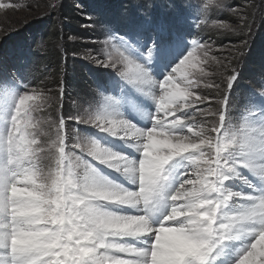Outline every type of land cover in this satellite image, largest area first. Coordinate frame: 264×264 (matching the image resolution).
<instances>
[{
  "label": "snow or ice",
  "instance_id": "obj_1",
  "mask_svg": "<svg viewBox=\"0 0 264 264\" xmlns=\"http://www.w3.org/2000/svg\"><path fill=\"white\" fill-rule=\"evenodd\" d=\"M132 3L143 5L141 12L146 17L134 36L138 43L147 44L144 55L148 58L154 53L168 56L180 43L179 37L173 36L169 25L153 24L147 18V9L152 3L147 0H132ZM12 7L15 5L0 3V9ZM200 14L198 8L197 15ZM81 15L88 21L82 28H98L104 37L102 41L93 42L96 55L88 51L82 59L115 69L125 80L138 85L158 84V92L149 93L156 101L153 124L144 129L127 119L117 118L106 109L94 111L82 107L75 99V115L67 119L60 116L51 122L56 127V138L52 140L35 131L39 122L34 123L33 114L53 97L37 88L29 89L26 84L25 90L15 98L9 128L0 133V152L6 153V159L0 161V248L10 250L11 260L7 264H21L22 260L23 264H218L225 241L236 239L227 227H220L226 224L225 215L256 212L264 206V185L256 187L240 171L241 167L250 169L256 177L258 173H264V112L259 123L254 122L256 115L251 113L242 125L233 123L230 108L234 102V84L240 73L231 67V59L225 58L228 59L225 63L224 59L209 55L210 45L191 40L186 54L177 52L175 62L169 61L167 73L157 82L143 64L131 59L121 44L115 42L127 43L124 36L111 25L99 23L94 15L82 11ZM214 26L230 27L225 23ZM145 31L150 36L146 41L143 38ZM68 39L76 37L69 36ZM246 44L247 41H242L233 46L230 55L242 56ZM196 53H202L203 59L197 58ZM209 64L215 65L217 72L206 71L205 66ZM202 79L208 80L203 83V89L216 95L201 94ZM49 91H58L56 99L59 103L65 94L64 82H60L58 90ZM92 91L106 103L113 102V98L105 96L100 88ZM213 103L214 108L201 107ZM261 104H264V97ZM68 121L91 125L110 134L111 129L120 128L121 131L112 135L135 141L133 146L142 151V158L138 161L112 151L116 160L131 166L134 172L132 182L137 187L130 190L116 183L120 186L119 196L101 202L122 224L120 234L104 241L96 238L93 226L81 216L83 205L78 204L74 196L76 193L82 195L81 188L72 187V183L79 182L73 161L79 160L84 167L92 166L81 155H75V150L85 153L84 146L96 140L78 131L70 134L66 131ZM71 137L76 143L69 151ZM165 141L167 143H163ZM48 154H51L50 164L45 174L36 161ZM156 157H165L166 161ZM175 157L187 161L176 173L178 183L175 188L183 185L181 191L193 193L196 205L187 211L180 209L185 212L180 216L172 213V208L185 201L170 200L172 193L164 190L159 176L160 170H168L166 165ZM117 171L124 173L123 168ZM44 175L47 180L42 179ZM234 178L243 179L253 192L232 190L228 182ZM17 189L24 190V193L17 192ZM26 197L31 201L27 209L20 203ZM235 199L243 202L225 211L229 202ZM120 206L131 207L123 210L127 214H121ZM164 206L167 211L153 222L152 215ZM212 208H217L212 224L214 235L202 237L196 226L201 218L207 219L211 215ZM133 210L135 214H132ZM201 213L207 215L201 217ZM140 217L149 225L147 231L134 227ZM23 218L32 219L36 226L31 229L23 227ZM258 235L259 232L246 235L251 240L237 250L233 264H238L245 255L251 256L254 264H264V253L257 254L253 248ZM21 236L27 237L23 249L14 243ZM139 240H144L147 246H138ZM0 264H3L2 260Z\"/></svg>",
  "mask_w": 264,
  "mask_h": 264
},
{
  "label": "rangeland",
  "instance_id": "obj_2",
  "mask_svg": "<svg viewBox=\"0 0 264 264\" xmlns=\"http://www.w3.org/2000/svg\"><path fill=\"white\" fill-rule=\"evenodd\" d=\"M63 1L64 0H0V3H10L15 5V7L12 8L0 9V133H5L9 128L10 117L14 110L15 98L19 93L25 90L24 86L26 84L29 86V89L37 88L44 94L53 97V99L48 101L41 110H38L33 114L34 123L37 121L39 122V126L35 131L39 135L52 140L56 138V127L55 124L51 122L57 120L60 116L67 119L68 116L75 115V99H78L82 107H90L94 111L103 108L109 112L111 111L115 116L117 115V118H119L120 114L122 118L132 122L128 116L126 117L124 112V100L128 97L126 92L130 93L129 97H135L134 100H136L138 95L142 94V97H152L149 93L158 92V84L138 85L129 82L121 77L117 70L98 66L81 58L84 56L85 52L88 51H91L93 55H96V51L93 48V42L97 40L102 41L104 39L102 32L98 28L93 30L82 28V25L88 23L85 17L81 15L82 11L86 15L91 14L96 16L99 23L111 25L116 32L121 36H124L127 43L119 40L115 42L121 44L123 50L131 59L140 63L143 60L142 55H144L147 44L138 43L137 40L134 39V36L146 20V17L142 12L136 10L131 5L125 4L122 0H73L72 5L67 6L65 9L62 7ZM69 1L70 0H67V2ZM155 1L157 0H147L148 3H152V6H154ZM166 1L168 4V0ZM259 4L263 6L264 0H260ZM43 6L46 8L37 15L40 12H38V10ZM238 6L239 5L234 0H222V5L216 3L207 5L206 0H175L171 7L164 9L161 16L156 13L153 14L151 10L147 11V18H150L153 24L161 22L167 24L166 21H170L169 24L172 25V27H170L172 32L187 31L190 36L188 38H182L180 43L172 48L168 56L162 57L159 53H154L153 57L149 60L152 62V66L159 62H161V65H164L166 58H169L163 69L164 76L167 73L166 65L169 64L170 60L172 63L175 62L174 57L177 52L186 54V51L189 50V42L191 40H197L202 44L210 45L211 50L209 55H214L218 59L228 58V52L226 54H224V52L226 50H231L232 39L235 35H238V29L242 25V19L244 18V16H237L241 10V7ZM198 8L201 13L200 15H197ZM32 12H35L36 14H32ZM226 12L231 15V18L236 23L231 25L229 23L230 20H226L227 15H223ZM260 14L264 17V11L257 9L254 16L256 24L259 18H261ZM181 18H183V22H180ZM34 20L39 21L38 24L34 26V29L26 31L23 34L25 39L17 44L15 41L19 31ZM54 22L55 25H62L64 34L63 42H61L62 44L56 45V53L58 51V55L55 58H53L52 55L53 51L50 37L53 31L52 28H54ZM187 23L190 27L187 26ZM217 23H225L230 25V27L227 29L217 28L214 26ZM74 28L82 29L81 33H77V31L75 32ZM189 32L196 33L192 34ZM198 35H201V38L197 39L196 36ZM261 35L262 33H256V39ZM69 36L76 37V39L69 40ZM173 36L175 37L174 34ZM48 37L50 38V41L48 40ZM143 38L145 41L150 39L147 31L143 33ZM262 40H264L263 37ZM67 42H72L70 44L73 45L76 44L79 49L76 53H71L70 59H68V63L71 66L65 67V59H67L65 58L67 56V53L65 52V43ZM49 44L52 52L49 50ZM117 46L119 47V45ZM137 50L142 52V55H137ZM20 51H24V59L27 58L23 64V73L20 72L19 61H6L5 67L10 64L8 72H11L13 75L12 80L6 81L2 76V72H7L5 68L2 67L4 59H8L10 56ZM195 55L197 58L203 59L202 53H196ZM254 55L256 57H254L253 60L258 68L255 69L251 79L245 82H241L242 71L246 64L245 56L243 55V57H241L240 66H238L237 62L233 63L231 60L233 63L231 67L235 68L240 73L238 81L234 84V102L230 108V116L233 123L237 126L242 125L245 119L249 117V114L259 108L261 99L264 97V49L261 52H255ZM144 57L146 56L144 55ZM59 63L60 66H62L60 82H64L67 99L63 97L62 101L58 103L56 99L59 95L58 91L49 90H58L59 88L58 85L52 83L54 69ZM142 64L145 66L143 61ZM205 70L208 72H217L216 66L212 64L205 66ZM193 71L195 72L196 70ZM64 72H66L65 76H63ZM155 77L157 82L162 79L159 78L156 73ZM207 82V79H202L201 94L216 95L215 93L203 89V83ZM216 82L219 83V79H216ZM105 83L110 84L104 85ZM96 85H103L100 89L104 92L105 96H111L113 102L106 103L103 98L99 97L94 91H92V89L96 88ZM150 87H152V90H150ZM150 101L153 102L152 99H150ZM154 102L156 103L155 100ZM201 107L214 108L215 104H205L201 105ZM262 107L264 108V105ZM143 108L147 109L145 106H143ZM154 109H156V107H154ZM154 113L155 110L152 112V120L149 123L150 127L153 124ZM255 115L256 120L254 122H257L260 115H257V113H255ZM141 116L143 115L141 114ZM141 119L144 120V118ZM205 123H207V121H205ZM145 125L147 126L145 129H147L148 125ZM66 131L70 134L74 131H78L83 136L98 141L101 146L117 153L120 152V154L125 153L130 159L132 158L131 151L133 150L131 149L130 152L128 151L130 145L127 143V140L132 142L133 140L131 139L113 136L112 134L99 130L94 126L79 124L74 121H68ZM74 143H76V140L74 137H71L68 140L69 151L72 150L71 145ZM125 146L128 149H126ZM134 152L138 154L139 159L142 158V151L134 149ZM75 155H81L82 159L86 160L92 165V167L96 168L103 176L107 177L114 183L123 186L122 182H125L123 178L125 176L124 173L97 161L86 152L80 153L79 150H75ZM50 156L51 154L45 155L43 158L36 161L41 171L45 174L49 168ZM4 159H6V153L0 152V160ZM186 163L187 161L183 159V157H175L168 163V165H166V168L172 173L170 176L172 189H174L178 183L176 173H178ZM240 171L241 175L248 180V176L253 175L251 170L247 168L241 167ZM228 183L232 190L237 191H242L245 189V186H247L244 184L243 179L240 178H234ZM130 185L133 186L136 184L132 183ZM127 188L133 190L132 187L127 186ZM233 205L236 207L238 206L237 202L234 203L233 201H230L229 206L225 211L233 208ZM120 208L121 210L127 209L126 206H120ZM165 211H167L166 206L164 211L162 208L158 211L159 217ZM152 219L156 221L159 218L157 216V219L154 217ZM249 240L250 237H240L238 239L225 241L220 264H233L237 250L242 249L245 245L249 244ZM141 241L143 243H140V246H147L144 240ZM8 252L9 251H6V249L0 248V256H2L0 260H3V264H7V262L11 260Z\"/></svg>",
  "mask_w": 264,
  "mask_h": 264
},
{
  "label": "clouds",
  "instance_id": "obj_3",
  "mask_svg": "<svg viewBox=\"0 0 264 264\" xmlns=\"http://www.w3.org/2000/svg\"><path fill=\"white\" fill-rule=\"evenodd\" d=\"M207 5L210 4H221L222 0H206ZM122 129L116 128L111 129L112 134L115 135ZM163 143H167L166 141ZM78 147L81 145H77ZM84 151L88 152L89 155L94 157L97 161L106 164L108 167H115L117 170L123 168L124 173L128 175V178L132 180L134 175L133 169L130 165H126L122 161H118L113 157L112 151L106 147L99 144L98 141H93L90 145L84 146ZM158 160H165V157H156ZM73 168L78 174L79 182L72 183V187H80L82 195L79 193L74 194L77 203L83 205V210L81 216L86 219L88 224L93 226V231L98 240L104 241L111 236L120 234L122 224L120 219L113 213L109 212L103 207L102 201L113 200L120 194V186L103 176L96 168L89 166L84 167L79 160L73 161ZM160 183L163 185L164 190H167V184L171 176V172L165 169H161L159 172ZM257 177L264 183V173H258ZM42 179L47 180V175H44ZM183 185L180 187L172 189V193L169 197L170 200H184V204L176 205L172 208V213L177 216L184 215L185 212L179 211L184 209L185 211L196 207L194 204V194L190 191H181ZM17 192L24 193V190L17 189ZM21 205L23 208L27 209L31 205V201L27 199L21 200ZM211 215L207 219L201 218L196 226L197 233L206 238H210L214 235V230L212 229V224L214 223V217L217 214V208H212ZM207 215L206 213H201L200 216L203 217ZM226 224L221 225V228L227 227L234 238L238 239L242 236L249 235L254 232H259L257 239L253 243V248L256 253H264V206H262L258 211H242L239 213H232L230 215H225ZM22 226L25 228H33L36 225L33 223L32 219L23 218ZM137 230L147 231L149 225L144 222V218H137V222L134 225ZM18 244L21 249L27 243V237L21 236L18 241H14ZM20 256H24V252H20ZM264 258V257H262ZM23 264V260L21 261ZM238 264H254L251 256L245 255L242 257Z\"/></svg>",
  "mask_w": 264,
  "mask_h": 264
},
{
  "label": "trees",
  "instance_id": "obj_4",
  "mask_svg": "<svg viewBox=\"0 0 264 264\" xmlns=\"http://www.w3.org/2000/svg\"><path fill=\"white\" fill-rule=\"evenodd\" d=\"M122 1L125 4L133 6L136 10L141 12V8L143 7V5H136V4L132 3V0H122ZM234 1L239 5L238 7H241V10L239 11L240 13H238L237 16H244V18L242 19V25L239 28L240 31L238 29V35H235L234 38L232 39V45H231L232 48H231V50L230 51L226 50L224 52V54H226L228 52L227 53V55H229L228 59H231L233 61V63L237 62L238 66H240V63H241V57H243V55L245 56L246 64L244 66V70L242 71V81H241V82H245V81H249L251 79L252 74H254L255 69L258 68V66L254 63V60H253L254 57H256L254 55V53L255 52L256 53L257 52H261L264 49V40H262V37L264 38V17H262V15L260 14L261 18H259L257 24H256L255 19H254L256 10L259 9L261 11H264V5L261 6L259 4L260 0H234ZM72 2H73V0H70L69 2H67V0H64L63 1V6H62L63 9H65L67 6L72 5ZM174 2H175V0L174 1H169L168 0V4H167L166 0H157V1L154 2V6H152L150 9H147V11L154 10L157 13H159L160 11L164 12V9L167 8V7H171ZM45 8H46L45 6L40 8L38 10V12L39 11L40 12L37 15H39L41 13V11L44 10ZM32 14H36V13L32 12ZM223 15H227L226 16V20H228V21L230 20L229 23L231 25L233 23H236L231 18V15L227 14V12L224 13ZM38 22L39 21H35L34 20V21H31L30 24H28L26 27H23V29L19 31L15 42L17 44H19L20 41H23L25 39L23 37V34L26 31H28V30L34 29V26L36 24H38ZM169 23L170 22H167V25L172 27V25H170ZM60 26H58L57 24L55 25V22H54V24H53L54 28H52L53 31H52V33L50 35L51 44H52L51 45L52 51L55 52V53H53L51 51L50 44H49V50L52 52L53 58H55L58 55V51L56 53V45L57 44H59V45L62 44L61 42H63V38H64L62 25H60ZM187 26H189L188 23H187ZM80 28H74L75 32L77 31V33H81L82 29H80ZM255 32L257 34L262 33V35L259 36V38L256 39V33ZM212 34H213V32H212ZM199 36L201 37V35H199ZM48 40L50 41L49 37H48ZM242 41H247L246 46L242 49L243 55L238 57V58L235 57L234 55H230V53L233 50V46L240 45ZM70 43H72V42L65 43V52L67 53V56L65 57V58H67V59H65V65H64L65 67L71 66L68 63V59H70L71 53H73V52L76 53V51L79 49L76 44L73 45V44H70ZM220 43H221V41H220ZM63 47H64V45H63ZM258 48H260V49H258ZM20 57L21 56H19L17 54H14V56H10L8 59H6V58L4 59V63L2 62L3 63L2 67H4L5 70L7 71V72H4L5 74L9 73L8 69H10V64H8L7 67H5V62L6 61L10 62L11 60L20 62V59H21ZM228 59H224V62L227 63ZM260 65H261V63H260ZM56 66L57 67H55L54 75L52 77L53 78L52 79L53 80L52 83H54L55 85L59 86L60 81H61L60 77L62 75V71H61L62 66H60V63L57 64ZM59 66H60V68H59ZM66 71H67V69H66ZM4 73L2 72V74H4ZM65 75H66V72L63 73V76H65ZM67 92H68V90H67ZM64 97L67 99L66 90H65Z\"/></svg>",
  "mask_w": 264,
  "mask_h": 264
},
{
  "label": "bare ground",
  "instance_id": "obj_5",
  "mask_svg": "<svg viewBox=\"0 0 264 264\" xmlns=\"http://www.w3.org/2000/svg\"><path fill=\"white\" fill-rule=\"evenodd\" d=\"M150 74V73H149ZM150 76H151V74H150ZM152 77V76H151ZM153 78V77H152ZM156 80V79H155ZM150 85V84H149ZM149 87V86H148ZM151 89L150 90H152V87H150ZM139 91V90H138ZM139 97H142V94L141 95H138ZM116 105V104H115ZM113 106V105H112ZM113 108V107H112ZM115 111V110H114ZM146 111H147V109H144L143 107H142V109L139 111V118H144L145 119V113H146ZM111 112V111H110ZM115 113V112H114ZM117 113V112H116ZM117 114H119V113H117ZM141 114L143 115V116H141ZM117 116V115H116ZM119 118H122L121 117V115L119 114ZM123 119H125V118H123ZM145 129V128H144ZM131 142V141H130ZM128 140H127V143L130 145V147H132L133 149H135L136 150V148L133 146V144L135 143V141H132L131 143H130ZM113 151V150H112ZM120 153V152H119ZM124 155H125V153H124ZM129 155V154H128ZM1 161V160H0ZM125 176L123 177L124 178V180H126L127 179V177H128V175L127 174H124ZM123 180V179H122ZM123 180V181H124ZM129 186L128 187H132L133 189L134 188H136L137 187V185H133V186H131L130 184H128ZM167 188H169V191H171L172 190V186H171V180L169 179V181H168V184H167ZM130 190H132V189H130ZM243 192V191H242ZM244 193H246V192H244ZM127 207V209L128 208H130L131 206H126ZM141 212H143V208L141 207ZM121 214H127L126 212H124L123 210H122V212H121ZM132 214H135V210H133V212H132ZM243 238H248V236H242ZM141 240H139V241H137V244L140 242ZM2 258V256H0V259ZM221 256L219 257V260H218V264H220V262H221ZM3 261V260H2Z\"/></svg>",
  "mask_w": 264,
  "mask_h": 264
}]
</instances>
